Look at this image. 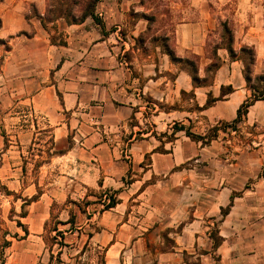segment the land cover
I'll return each instance as SVG.
<instances>
[{"label":"rangeland","instance_id":"374dc122","mask_svg":"<svg viewBox=\"0 0 264 264\" xmlns=\"http://www.w3.org/2000/svg\"><path fill=\"white\" fill-rule=\"evenodd\" d=\"M89 1L48 0V6L73 13ZM113 2L126 9L127 24L101 31L114 32L113 56L124 66L115 67L114 80L100 65L83 72L69 63L49 68L45 84L58 83L54 97L67 109L55 117L62 127L56 138L48 116L32 101L40 91L28 83L33 69H8L9 39L0 40V179L12 192L0 193L3 228L12 240L7 264H264V100L250 107L236 129L231 127L241 104L208 105L222 79H241L232 66L241 60L219 48L228 43L222 23L242 37L243 30L257 27L264 36V0H207L209 31L200 47L185 51L178 49L174 30L189 17L182 11L190 0ZM136 9L143 20L132 37ZM64 39L51 35L53 43ZM236 47L237 56L248 60ZM215 53L220 70L206 74ZM186 59L204 79L198 92ZM260 75L264 66L253 68V78ZM79 84L81 95L70 96ZM122 88L141 94L132 114L121 107L129 101ZM177 125L197 135L222 130L204 144ZM59 150L66 153L55 154ZM116 191L119 204L104 210L103 201ZM34 196L26 205L24 199ZM228 207L225 216L221 209ZM69 219L73 224H60Z\"/></svg>","mask_w":264,"mask_h":264},{"label":"crops","instance_id":"0c3cea01","mask_svg":"<svg viewBox=\"0 0 264 264\" xmlns=\"http://www.w3.org/2000/svg\"><path fill=\"white\" fill-rule=\"evenodd\" d=\"M127 1V0H120ZM207 0H190L191 7L184 9L182 12L185 15H189L188 18H183L175 26V39L178 44V49L185 51L188 49H197L202 40L204 31H209V11L205 7ZM195 6V7H192ZM244 11L245 8L242 7ZM96 12L103 20L106 30L109 31L110 27L116 26L122 28L120 23H126L128 14L126 9L122 8L120 2H113V0H99L96 6ZM240 12V9L239 11ZM49 6L48 0H3L0 1V40H8L9 50H7V64L8 69L13 67L14 70L21 72L25 65H30L34 74L29 78L23 76L24 79H28V83L39 86V90L33 94V102H35V109L48 116L50 123L52 124L55 138L58 129L62 128L61 123L55 121L56 116H60V110H67L63 103L57 101L54 97V93L59 89L58 83L45 84L47 81L46 75L49 68L54 69V65L58 63L65 65L66 63L75 64L79 72H83L86 69H90L89 65L104 67V73L108 78H114L118 75L117 69H122L124 62L113 56V50L117 48L111 41V36L114 32L107 36H103L101 26L98 25L91 17H87L81 20L83 11H75L72 16L77 19V22H68L64 17H59L55 20L48 21ZM133 22L130 31L131 36L137 37V31L140 29L141 21L143 20V13L139 14L138 9L134 12L130 18ZM45 19L46 27L42 23V19ZM124 25V24H123ZM52 31V33H51ZM238 32V31H237ZM233 30V46L238 52L236 46H239V50L244 47H250L255 51V65L253 68L260 69L264 66V36L256 29L243 30V37ZM252 32H256L253 39ZM57 33L65 38V44H57L51 41V35ZM23 36V38H22ZM124 44L127 41L120 38ZM120 42V41H119ZM128 45V44H127ZM244 45V46H243ZM243 46V47H242ZM130 47V46H129ZM107 53H106V52ZM116 63V65L114 64ZM237 65H234V64ZM86 66V67H85ZM232 66L236 73L241 77L237 81L230 78H224L221 80L219 87L211 92L213 98H219L221 96V87L232 85L234 91L223 97L221 102L230 103L235 109L244 102L246 98L251 96L250 90L247 89V83L243 76V64L241 61H232ZM220 70V69H219ZM60 71L54 72V78L56 80ZM116 74V75H115ZM115 76V77H114ZM190 77L189 75H187ZM191 83L187 82L188 88ZM193 86V85H192ZM82 86L77 87L74 91L70 92V96H80ZM194 88V87H193ZM203 87H196L195 92ZM108 89V88H107ZM125 92V97L129 98V101L121 105L127 112L132 114L134 107L137 103H132L133 100L138 101L140 93H135L130 90L122 88ZM48 94L50 98L47 100L45 96ZM113 95V91H111ZM124 95V93H122ZM47 102V103H46ZM49 103V104H48ZM113 103V102H112ZM49 105V106H48Z\"/></svg>","mask_w":264,"mask_h":264},{"label":"trees","instance_id":"16d2710c","mask_svg":"<svg viewBox=\"0 0 264 264\" xmlns=\"http://www.w3.org/2000/svg\"><path fill=\"white\" fill-rule=\"evenodd\" d=\"M0 1H3V0H0ZM98 2L99 0L89 1L86 8L82 10L83 15L81 17V20L87 17H91L105 31V24L96 12V6ZM72 5L78 6L79 3L77 1H72ZM49 14L51 16L47 18L48 21L55 20L59 17H64L68 20V22H71V21L77 22V19L72 16V13L70 10L63 11L57 8L56 11H53L52 9H49ZM41 19H42L43 25L46 27L45 19L44 18H41ZM222 25L224 29V34L228 35V43L221 45V47L219 48H225L228 51V54L230 55L231 59L233 60L240 59L243 62L244 67H245L243 75L246 80L247 86L249 87L251 91V96L246 98L244 102L237 109V115L232 123L233 127H231V128L236 129V126L239 123H241L244 120V118L247 117L250 107L255 105L256 102L264 100V88H260V87L252 85L254 81H257L259 83H264V75H260L256 77L255 79L253 78V67L256 61L255 51L250 47H244L241 49V53L247 54L249 56L248 60L238 57L237 51L235 50L233 46V31L229 28V25L227 22H223ZM0 27H1V21H0ZM168 54L171 56V58L173 59L176 58L173 52H169ZM185 63H187V65L191 67L190 69H185V71L191 77L193 84H195L196 87L203 86L201 85V82L204 79L200 78L199 73H198V68L196 67L195 62L192 60L186 59ZM219 68H220V59L217 53H215L214 62L208 65V67L205 70V73L206 74L209 72L216 73L219 70ZM233 91H234V88L231 85L227 87L222 86L221 96L219 98H213L212 100L209 99L208 105L211 106L210 105L211 103L216 102L218 100H223L224 96L231 94ZM210 96L211 94H209V97ZM228 126H231V125L229 124L224 125V128ZM175 128L177 129V131H184L186 135L190 137L192 140L196 142H203L204 144H210L212 141L218 139L220 131L222 130V127L216 126V127H213L209 131V133H207L206 135H197L193 133L192 131L186 129L184 125H180V126L177 125ZM65 153L66 152L62 150L55 152V154H60V155H64ZM0 193H4L5 195L12 194V192L7 188V186L2 184L1 179H0ZM117 195H118V191L114 192L112 195L108 197L107 200L103 201L104 210H110L112 208H115L119 204L120 199L118 198ZM36 200L37 198L36 196H34L30 199H24V202L26 205H30L32 202ZM221 210L223 212V215L225 216H227L230 213V207H228L227 209L222 208ZM21 217L23 218L27 217V213L25 212L22 213ZM18 224L20 227L24 229L25 234L28 235L29 232H28V229L25 227V225L22 224L20 221H18ZM60 224L62 225L73 224V221L72 219H69L68 221L60 222ZM3 225H4V220L2 219V209L0 208V264H7V250L11 247L12 240L9 239V236H11L10 235L11 233L7 229H4ZM71 231H73V229H71ZM57 234L61 236L62 240L64 239V233H62V231H57ZM213 240L215 242L214 247L219 248L220 244L217 243V241L214 238ZM59 244L60 246H65V243L63 241H61Z\"/></svg>","mask_w":264,"mask_h":264}]
</instances>
